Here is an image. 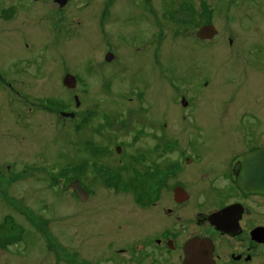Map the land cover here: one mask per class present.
Wrapping results in <instances>:
<instances>
[{
    "label": "rangeland",
    "instance_id": "obj_1",
    "mask_svg": "<svg viewBox=\"0 0 264 264\" xmlns=\"http://www.w3.org/2000/svg\"><path fill=\"white\" fill-rule=\"evenodd\" d=\"M68 1L61 13L53 0H24L19 18L0 17V36L39 37L36 67L0 70V264H133L116 249L143 231L164 144L206 156V145L264 141V0ZM204 23L213 39L196 36ZM73 177L85 204L67 189Z\"/></svg>",
    "mask_w": 264,
    "mask_h": 264
},
{
    "label": "flooded vegetation",
    "instance_id": "obj_2",
    "mask_svg": "<svg viewBox=\"0 0 264 264\" xmlns=\"http://www.w3.org/2000/svg\"><path fill=\"white\" fill-rule=\"evenodd\" d=\"M22 1L0 0V17L3 22L21 16ZM53 2L63 13L69 1ZM258 14L262 16L258 19L264 21V12L259 11ZM37 39L39 37L35 32L23 38L15 35L0 36V61L4 60L0 62V70L17 74L36 67L32 45ZM27 51L29 54L24 57ZM109 53L112 55L110 59L114 57L113 53L106 52L104 59L107 62H110L106 58ZM79 104L80 101L75 106ZM180 104L188 107V98L182 96ZM62 111L70 112L60 110L59 113L62 114ZM155 119L153 121L156 122ZM162 125L166 126V123ZM159 138V142L151 145L150 150L160 148V141L165 139L162 136ZM240 141L242 145V130ZM179 147L183 149L178 150ZM206 147L209 152L205 156V150L198 151L204 146H162L165 160L159 161L157 171L162 174L160 182L163 184L156 195H147L146 201H143L144 210L142 217H139L143 231L137 237L133 232L132 237L128 236L130 242L116 249L119 259L125 258L133 264H184L187 259L195 264H264V170L261 168L264 161L242 162V154L264 149V141L260 138L248 143L243 149L241 146L239 151L234 146L226 145ZM99 149L103 151L105 147L99 145ZM101 151L94 158L100 156ZM112 151L119 156L123 151L122 145L115 144ZM177 151L180 152L178 157H171V153ZM118 160L122 168L126 166L121 158ZM94 163L101 165L98 159ZM82 165L86 167L85 158ZM152 168L146 165L145 170H142L143 175H147ZM74 179H78L86 191V198L81 200L73 188L67 189L73 191L85 204L91 197L90 192L80 178L73 177L69 183Z\"/></svg>",
    "mask_w": 264,
    "mask_h": 264
},
{
    "label": "water",
    "instance_id": "obj_3",
    "mask_svg": "<svg viewBox=\"0 0 264 264\" xmlns=\"http://www.w3.org/2000/svg\"><path fill=\"white\" fill-rule=\"evenodd\" d=\"M217 33H218V30L215 27V25L212 23L203 24L196 31V35L202 39L212 38L215 35H217ZM111 57L112 55L110 53L107 54L106 56L107 59H110ZM63 84L67 88H74L76 85V77L70 73H67L63 78ZM74 100H75V104L78 105L79 101H78L77 96H74ZM61 113H62V116H70V117L74 116V112H71V111L70 112L62 111ZM256 161H264V149L252 150V151L242 154V162L250 163V162H256ZM261 168L264 170V166H262ZM244 184L245 183L243 182V185ZM67 187L73 188L81 200H84L86 198L87 196L86 191L82 188V186H80L78 179L72 180L68 184ZM184 264H195V263L191 261L190 259H187ZM198 264H203V263L201 262Z\"/></svg>",
    "mask_w": 264,
    "mask_h": 264
}]
</instances>
